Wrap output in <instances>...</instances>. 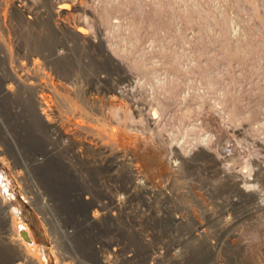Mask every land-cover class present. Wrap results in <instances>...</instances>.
<instances>
[{
    "label": "rangeland",
    "instance_id": "374dc122",
    "mask_svg": "<svg viewBox=\"0 0 264 264\" xmlns=\"http://www.w3.org/2000/svg\"><path fill=\"white\" fill-rule=\"evenodd\" d=\"M0 50L6 81L8 61L17 57L10 50L27 63L36 51L52 113L61 101L68 130L78 118L103 146L131 151L152 182L171 172L170 155L192 160L197 175L166 182L178 202L174 209L167 202V212L205 224L198 245L211 250L214 264H258L257 256L264 264V0H0ZM21 85L4 86L8 97L0 85L8 102L0 104V264H34L7 242L10 208L20 209L44 263L52 264L45 232L52 240L53 218L37 216L32 205L53 197L63 213L70 207L66 218L74 224L78 185L36 149L47 143L39 110L27 102L36 87ZM155 154L160 165L150 162ZM39 155L44 164L37 165ZM55 234L58 264H95L87 233L78 232L73 251Z\"/></svg>",
    "mask_w": 264,
    "mask_h": 264
},
{
    "label": "bare ground",
    "instance_id": "6f19581e",
    "mask_svg": "<svg viewBox=\"0 0 264 264\" xmlns=\"http://www.w3.org/2000/svg\"><path fill=\"white\" fill-rule=\"evenodd\" d=\"M76 31L79 35H85V31L82 28H77ZM40 98L43 100H40L39 104L44 105L43 101H45L46 97L41 95ZM45 104H46V102H45ZM50 104H52V100L50 101ZM50 104H49V107H50ZM49 107L46 104V106H45L46 109H41V110H44V112L42 113V116L44 117L46 122H49L51 120V116H52V111H51V108H49ZM47 110H49V112ZM61 115H62V122H64L66 114H61ZM81 119H85V118H81ZM93 125H95V124H93ZM93 125H92V127H89L92 131H94ZM73 126H75L74 127L75 130L81 129V130L85 131L87 129V127H86L87 125L84 126V125L77 123V122ZM69 130H71V129H69ZM99 136H100V138L95 137L98 140L96 142L98 144L99 149H95L94 146H91L92 142L95 139L88 142L89 146L84 147V151H85L87 157L90 158L91 164L87 168V170L89 171V176L88 177L81 176L80 180H78V182H77L78 184L80 183L78 185V192L76 193V196H77L79 202L76 203V207L78 208V210L76 213L77 218L75 219L74 224H71V225H69V223L66 224V222H68L66 216H69V214H70L69 213L70 207H67L66 211L64 209V213H63L62 204L60 202H58V204L55 202H52V204L54 205V208L47 215H43V208H44L43 205L44 204H43L42 199L39 198V196H38V199H35L34 205H32V208L34 209V212L37 216H45V217L53 218L52 221L55 220L58 223V225L52 224L53 227L56 226L55 228L51 227L53 230V233L55 235V236L53 235L52 240L49 239V235L51 233L48 234L47 231L45 232L48 241L50 240V242H51V247H50L51 263L52 264H58V260H57L58 252L55 249V247H57L56 239L58 240V238H57L55 233L57 231L62 232L63 233V239H65L64 241L66 242L65 246L67 248H69L70 251H73L74 250L73 248L76 249V247H77V245L75 243V237L78 234V232L81 231L83 233H87V238L90 240V242L87 241L88 242V250H89L88 252L90 253L89 254L90 258L94 259L93 262L95 264H129L131 261L138 259V256H141L142 254H147V253L149 254L152 243L161 244L162 241H163V243H162L163 246H168L169 244L170 245L172 244L174 251L177 249L180 250V248L183 246L182 253H179V255H182L183 256L182 260L185 258L186 261H183L184 263H182V260H181V264H189V262H190V264H203V263H201V261L204 260L203 254L198 255L200 249L199 248L191 249V247L193 246L192 243H185V242H182L181 239H177L176 236H177V234H179V232L176 235H174L175 238L173 237V239L172 238L168 239L169 237H171V236H169V234H170L169 229H171V228H178L179 229L178 222L180 221V219H183V217L178 218L177 214H175V215L172 214V216L176 217V221H178V222L172 221L171 225L167 227L168 228V234H163L164 237L159 238L155 242H150L149 240L152 241L150 235H151V230H152L153 226L151 225V223L148 219V216L143 215V216H141L140 219H138L137 222L132 221V223L128 226L124 225L121 221L117 220L116 212H119L118 210H120V205L124 203V198L121 197V195H122L121 190H119L118 198H116V201L112 204L109 203L107 198H105L103 195L98 194L99 192H97V189H96V191H93L95 193L94 196L90 192H87V194L85 196L80 194V190L82 188H84L88 184H93V182L97 181V179H96L97 175H103L104 176L106 173L109 172L108 168H110L111 170H115V169L119 168V166L122 164L121 161L116 162V160H115L116 158H119L118 152H117V156H115L116 158L115 157L109 158L110 157L109 151L112 149L114 151L115 149L112 148L111 147L112 145H111V146H109L110 148H108L107 150H104L103 149V143H102V141H103L102 137H101V135H99ZM99 142L102 144L101 147H99ZM224 146L225 145H223L221 143L219 144V148L221 151H223ZM40 151L46 153L47 155L50 153L47 149L46 150L40 149ZM121 151H122V153L126 152L125 150H121ZM103 153L107 154L106 156H104L105 159L109 158L108 163L105 166H103L101 164L99 165L97 163L103 158V155H102ZM131 155L133 156L134 159L131 158L130 160L135 163L134 165L130 166V172H131L132 178H134V180H133L134 182L131 185L129 181L123 179L122 184H123V188L125 189L126 193H129L131 190L132 191L134 190V183L135 182L138 183L136 188L140 189L144 196L146 194H149L151 196L154 195V196L160 197L162 193L167 192V191L161 190L160 180H156V183H154V184H150L151 182L147 181V178L149 176L147 175L145 170L138 164L139 161L136 159V156L133 154H131ZM40 156H42V160H40ZM95 156H98V158H95ZM152 156L153 157L150 159V162H154L155 165H157V164L160 165L161 162L163 161V159L159 158L157 156V154L152 155ZM54 158L56 159V161L58 163L62 164L61 162H59V160L56 157H54ZM45 159L46 158L44 155L37 156L36 157L37 165L44 164ZM177 162L178 161L175 159L171 160L170 169H171L173 175L177 172V170L179 168H181V164L177 163ZM126 167H128V165H126ZM83 173H84V171H83ZM83 173L81 171V174H83ZM168 174L169 173H166V175H168ZM77 175L80 176V172H78ZM75 180H76V178H75ZM131 186H132V188H131ZM130 188H131V190H130ZM167 193L168 194H166L165 196L168 197V199H170L171 195L169 194V192H167ZM104 194H106V193H104ZM109 197L111 198L112 195H110ZM44 199L47 200V203H50L52 201V200H49L48 198H44ZM26 200H28V202H29V199H26ZM39 200H41V203L39 202ZM30 201H32V200H30ZM127 203L129 205L128 198H127ZM63 205L65 207L64 203H63ZM152 205H153V201H149V200L147 201L146 200L142 205H140L139 212L141 214H144L147 207L149 208ZM59 206H60V208H59ZM123 209H124L123 216H124V218H127V215L125 214V212L127 210L125 209V207ZM14 210L15 209L12 210L10 208V211H8V213H10V216H11V222L13 223L14 233H11V234H9V236L6 237L7 242L12 245L13 251L19 252L20 254L22 253L24 258L30 257L31 261H33L34 264H45L44 263L45 261L43 260L44 255L42 254L43 248H41L40 245H38V241L35 237V234H34L32 228H30L28 226V224L25 222V220L23 219V217H22L23 215L20 212V209L16 208V211H14ZM161 211H162V207L160 206L156 213H158V215H161L160 214ZM173 212H175V211H173ZM54 217L55 218L57 217L59 219V221H58V219H54ZM230 217H231V215L229 216V219H230ZM103 219L110 220V224L100 225L99 221H103ZM190 219H192V221L195 220L194 218H190ZM52 221H51V223H52ZM196 222L199 225L197 227H195V229H194L195 235L199 236V234H203V235L207 234V231L204 229L205 225L203 227H201V224H203V222L200 220L196 221ZM61 224L63 225L64 228L61 227ZM175 225H176V227H175ZM175 233H176V231H174L173 234H175ZM182 235L184 237H186L187 232L184 231L182 233ZM1 247L2 246L0 244V250H1ZM188 248H189L188 253L185 255ZM82 253H84L83 250H82V252H79V255L84 256V254H82ZM73 254H75V252H73ZM195 255H198V256L195 257ZM168 256H169V254H168ZM152 258H154V256H152L150 258L148 255V258H147L148 262L146 264H151L150 259H152ZM256 259H257V263L261 264L260 257L257 256ZM173 261L178 262L176 260H173ZM75 262L78 264H87L86 262H84L82 260H77V259H75ZM59 264H60V262H59Z\"/></svg>",
    "mask_w": 264,
    "mask_h": 264
},
{
    "label": "built area",
    "instance_id": "2783aa9c",
    "mask_svg": "<svg viewBox=\"0 0 264 264\" xmlns=\"http://www.w3.org/2000/svg\"><path fill=\"white\" fill-rule=\"evenodd\" d=\"M2 50H0V56L2 58H5V55L1 54ZM36 51H29L30 54V58H28V63L25 62L23 60V57H21L20 55V50H15L12 51L10 50L11 55L14 57L15 53H17V57L12 60V61H8V65L6 67V70L9 73V80H7V76L6 73L2 72L3 69L2 67L7 64L6 61H4V64L0 65V85L3 86V91L5 93H3L4 95L7 96V91L4 90V86L5 88H8V86L14 87V83L17 85L20 82H23V85L25 82L32 84V86L35 85L36 90H34L31 94H30V99L29 101H32L38 108L39 110V120L41 122V126L44 127V134H46L47 136V143L44 144L42 142V144L40 146H38L36 149L39 151L40 149L42 150H48L50 153L47 155V160H50L53 156L56 157L59 162H61L63 164V166H65L67 168V170H69V174L70 176L74 179L76 178V180L74 181L76 185H79L77 182L78 180H80V177H88L89 176V171L87 170V168L90 166L91 164V160H89L88 158H86L83 153H85L84 151V147L89 146L88 142L92 141L93 139H95L91 146H94L95 149H99L98 148V144L96 141H98L95 137H97L96 135H92L89 132L83 131L81 129L75 130L73 129V127L70 125V121L68 120V124L70 125L71 130L68 131L67 129V124L62 122V115L59 111V107L58 105L61 103V101L58 103L57 108L53 110L52 116H51V120L49 122H46V120L44 119V117L42 116V113L44 112V110H41L40 105H39V101L43 100L40 98V96L42 95V91L40 89V85L43 83L44 80L41 79V75H40V70L39 68H41L42 66H44L45 64H41L39 63V67L38 65L35 63H38L36 54L33 53ZM36 71H35V68ZM12 68L15 72V74H17L19 76V82L18 81H14L11 80L10 78V71ZM49 71H52L51 68H48ZM44 74L49 75V73L45 70ZM6 81V82H5ZM6 85H5V84ZM4 84V85H3ZM38 84V85H37ZM21 85V86H23ZM20 87V85H19ZM15 88V87H14ZM17 88V87H16ZM2 91V90H1ZM2 91V92H3ZM12 91V90H11ZM14 93V91H12ZM11 92V93H12ZM21 93H26L29 94L28 90L26 92H22L19 91ZM8 93V94H11ZM48 94L53 95L52 92H49ZM8 97V96H7ZM0 104L2 106H4L5 104H8L6 98H2L0 99ZM19 104V101H18ZM43 107L46 106L45 101H43ZM42 107V109H43ZM46 109V108H45ZM0 114L3 116H6L5 111L3 110V108H0ZM80 118V117H79ZM76 121L78 122V118L76 119ZM2 130V129H1ZM2 133L5 134V131L2 130ZM75 136H81L82 140L76 139ZM75 138V139H74ZM101 143L99 142V147H101ZM75 147H79V148H75ZM105 147V148H104ZM108 148H110L109 146H103L104 150H107ZM115 150L113 151L110 150V157L109 158H113L115 156H117V152L119 155V158H116V162L121 161L122 164L119 166V168L115 169V170H111L109 169V172L106 173L104 176L103 175H97V181L93 182V184H88L86 185L84 188H82L80 190V194L85 196L87 194V192H90L93 194V196L95 195V193L93 191L99 192L98 194L103 195L105 198H107L109 203H114L116 201V198H118L119 196V190L122 191V195L121 197L124 198V203L120 205V210H118L119 212H116L117 214V220L121 221L124 225H130L132 223V221L137 222L138 219L141 218V216L146 215L148 216V219L151 223V225L153 226L152 230H151V240H149L150 242H155L156 240H158L161 237H164L163 234H168V226L171 225L172 221L178 222L176 221V217L172 216L177 214L178 218L183 217V219H180V221L178 222L179 224V229L178 228H171L170 230V234L168 239L173 237L175 238L174 235H176L178 232L179 234H177V239H181L182 242L185 243H192V247L191 249H197L199 248V254H203L204 256V260L201 261V263L206 264L207 262H209L211 259V261L208 264H214L215 263V259L213 258V254L211 252V250H208L206 248V246H202L198 243L202 237H207V234L203 235V234H199V236L195 235L194 229L195 227H197L199 224L196 221H199V219L196 218V216L190 215L189 217H184V214L182 215L180 212H173L171 211L170 213L167 212V206L169 202L168 200H171L169 203L171 205V207L174 209L175 206L178 205L177 199L174 198L175 195H177L176 192H169V187L167 185L166 182H171L173 181H178L179 179H181L182 173L186 172L187 173H193L197 175V169L195 164L192 162V160H186L183 158V161L181 160H177V163H182L183 167L179 168L177 170V172L173 175L172 171L168 172L169 174L165 176V179L160 181L161 182V190L162 191H167L169 192V194L171 195V198L168 199V197H166L165 195L168 194L167 192H164L161 194V196H154V195H149L146 194L145 196L142 194L141 190L136 188L137 187V182L134 183V190L132 191L130 188V192L126 193L125 189L123 188V184L122 181L123 179L127 180L130 182V184L132 185V183L134 182V178H132L131 172H130V166L134 165L135 163L132 162L130 159H134L133 156L131 154H133L131 151L129 150H125L126 152L122 153V149L118 148V146H114ZM0 151L2 152V149H0ZM67 155V157L64 155ZM72 152V153H71ZM58 154H62V157L60 158L58 156ZM122 154V155H121ZM134 155V154H133ZM172 157H178L180 158L179 155L175 154L174 155H170L169 157V166L171 164V158ZM108 158V159H109ZM108 159L103 158L97 162L99 165H103L105 166L108 163ZM40 160H42V156H40ZM138 162V161H137ZM138 164L140 165V163L138 162ZM126 165H128V167H126ZM141 166V165H140ZM142 167V166H141ZM81 171L83 174H81ZM72 174H71V173ZM78 172H80V176H78ZM178 179V180H177ZM148 182H151L150 184H154L156 182H152V180L147 178ZM151 186V185H150ZM35 192L39 193L41 197H44L45 195L42 192H39V183L35 182L34 184V189ZM106 194H104V193ZM112 195V197L110 198L109 196ZM46 197V196H45ZM129 200V205L127 203V198ZM53 198V197H52ZM54 199V200H53ZM53 199H49L52 200L50 203H47L46 199H43V215H47L51 212V210L54 208V205L52 204V202H56L55 198ZM168 199V200H167ZM153 201V205L151 207H147L146 211L144 212V214H141L139 212L140 209V205H142L145 201ZM39 202L41 203V200H39ZM174 203V204H173ZM162 207V211H161V215H158L157 210L159 209V207ZM128 211L125 212V214L127 215V218H124L123 214H124V208ZM166 212L168 214H166ZM193 213V212H192ZM190 218H194L195 220L192 221V219ZM54 219H56L54 217ZM69 222H66V224H68ZM100 225L105 224L108 225L110 224V220L108 219H103V221H99ZM49 224H51L52 228L53 227L52 224H57V221H52V223L49 222ZM205 224H201V227H203ZM176 227V225H175ZM181 228V229H180ZM204 229L207 231L206 226L204 227ZM174 231H176L175 234ZM186 231L187 235L186 237H184L182 235V233ZM173 242V241H172ZM163 243V241H162ZM158 244V243H152L151 248H150V252L149 254H142L141 256H138V259L131 261L129 264H146L148 262V255L151 258L152 256H154V258L150 259L151 260V264H181V260L183 258L182 255H179V253H182V248L183 246L177 250L174 251V248L172 246V244L168 245V246H163V244ZM159 249V250H158ZM158 250V251H157ZM189 248L187 249L185 255L188 253ZM169 254V256H168ZM198 255H195L198 256ZM215 256V254H214ZM163 257V258H162ZM143 260V261H142ZM149 260V261H150ZM173 260H176L178 262H175ZM183 261H186L185 258L182 260V263H184ZM190 264V262H189Z\"/></svg>",
    "mask_w": 264,
    "mask_h": 264
}]
</instances>
